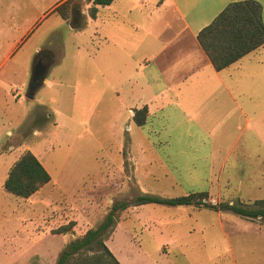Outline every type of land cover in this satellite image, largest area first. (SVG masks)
<instances>
[{
	"label": "crops",
	"instance_id": "0c3cea01",
	"mask_svg": "<svg viewBox=\"0 0 264 264\" xmlns=\"http://www.w3.org/2000/svg\"><path fill=\"white\" fill-rule=\"evenodd\" d=\"M23 1H16L15 11L0 13L14 14L10 24L0 21L5 41L0 49L1 94L9 89V104L21 105L22 122L42 109L54 121L53 128L57 117L83 125L97 110L94 103L106 93L113 95V130L107 133L105 155L99 157L101 163L111 164L100 173L112 180V205L143 194L176 198L203 193L211 205L241 207L264 201V43L216 71L196 38L227 5L245 0H114L98 7L94 18L88 15L90 4H84L74 12L83 18L79 29L54 11L67 0H53L49 11L59 19L54 26H65L68 33L60 59L48 72L45 69L31 98L26 97L34 72L31 57L42 49L40 38L53 33L49 28L34 40L38 22L31 15L23 17L28 16L24 7L33 8L34 0ZM252 1L261 6L264 27V0ZM17 81L20 86L14 85ZM15 88L20 91L14 94ZM143 107L148 116L139 127L133 116ZM6 134L12 136L10 130ZM126 163L128 178L137 187L128 200L118 196ZM142 183L145 187L138 186ZM170 194L176 197H164ZM117 212L114 229L103 242L120 264H132L122 249L114 250L123 243L141 259L193 239L212 247L224 243L232 255L238 248L264 254V224L254 222L262 220L259 216L245 218L202 205L147 204ZM90 228L89 220L84 225L76 222L71 232L53 235H64L67 244ZM117 230L124 236H117ZM141 237L153 245L146 247ZM142 263L137 259L133 264Z\"/></svg>",
	"mask_w": 264,
	"mask_h": 264
},
{
	"label": "rangeland",
	"instance_id": "374dc122",
	"mask_svg": "<svg viewBox=\"0 0 264 264\" xmlns=\"http://www.w3.org/2000/svg\"><path fill=\"white\" fill-rule=\"evenodd\" d=\"M16 1L0 0V13L15 11ZM52 1L34 0L33 8L27 9L25 6L23 12L28 15L23 16L24 18L31 15V19L35 18L38 22L37 26L40 29L34 40L39 39L41 32L52 28L53 34L40 38L39 43L42 49L30 60V64L34 65L38 58L46 57L47 72L60 59L61 42L68 33L67 27L54 26V22L56 20L59 22V19L55 12L49 11ZM67 1H71V4L64 21L69 26L79 29L83 24V18L81 14H74V12L76 10L80 12L85 2L83 0ZM23 2L27 3V0ZM0 15L3 17L0 21L3 20L9 24L13 22L9 16L14 14ZM73 18H76V23L73 22ZM3 37L0 35V49L5 43ZM2 76L3 74L0 77ZM14 85L20 86L18 81ZM8 92L9 89L2 95L0 90V264H55L64 248L63 245H66V237L53 235V231L69 222L84 225L88 220L92 227L90 229H94L103 222L107 212L113 206L115 194L108 189L112 187V180L108 179L106 174L100 173V169L105 170L104 165L111 164H103L99 160V157L105 155L107 133L113 130V114H111L114 104L113 95L106 93L102 99L95 102L97 110L90 113L88 121L83 125L75 126L66 122L64 117H57V128H53L54 121L52 119L49 121L42 109H39L38 113L30 112L26 120L22 122V107L9 104V100L13 102V99ZM2 97L6 98L8 106ZM8 130L11 131L12 136L6 134ZM25 151H30L34 155L40 153L38 156L41 163L52 176V181H55H51L29 199H21L6 193L1 186L8 169ZM121 152L125 154V157L127 156L125 146H122ZM108 153L112 155L111 148ZM123 167L125 174H121L122 191L118 196L128 200L135 196L137 187L134 185V180L128 178L129 164L126 163ZM138 186L145 187L143 183ZM164 197L176 196L170 194ZM206 200L207 197L203 199V202ZM256 202L242 205L251 208L262 206L257 205ZM117 213L120 214L121 211ZM254 222L264 224V219H254ZM114 226L115 221L104 233V240L109 239L108 232H112ZM134 229L136 235L140 237L139 227L134 226ZM116 233L117 236H124L123 230H117ZM141 239L146 247L153 245L145 237ZM144 242L140 244L143 245ZM214 245L215 247H212V243H202L193 239L192 242L183 243L181 248L175 247L173 251L166 252L167 249L163 248L149 259H141L136 255L135 249L125 243L116 245L114 250L116 253L117 250L119 253L123 251L127 256L126 259H129V263L132 264L137 259L141 260L142 264L264 263V254L261 252L251 254L238 248L233 250L232 255L224 243ZM111 246L114 247V243ZM84 253L91 255L93 252Z\"/></svg>",
	"mask_w": 264,
	"mask_h": 264
},
{
	"label": "trees",
	"instance_id": "16d2710c",
	"mask_svg": "<svg viewBox=\"0 0 264 264\" xmlns=\"http://www.w3.org/2000/svg\"><path fill=\"white\" fill-rule=\"evenodd\" d=\"M83 1L85 4H90L88 15L90 18H94L98 7L108 6L114 0ZM70 4L71 1H66L57 6L54 11L65 20ZM196 38L216 71L228 67L264 43L260 4L252 0H245L227 5L209 25L197 33ZM147 116L146 107L136 110L133 116L134 124L139 127L143 126ZM51 181L50 174L39 159L32 152L25 151L8 169L1 186L6 193L21 199H29ZM204 198L206 195L203 193H192L176 198L143 194L136 196L130 202L115 204L101 224L94 229H88L78 239L67 243L55 264H120L104 244L103 235L113 224L114 213L124 211L129 206L147 204L202 205L215 211H231L240 217L257 218L259 216L264 219V202L262 201L256 202L257 205L262 206L249 209L238 205H211L208 202H203ZM74 225V222H69L57 228L53 234L71 232ZM84 252L93 253L86 255ZM102 260H104L103 263Z\"/></svg>",
	"mask_w": 264,
	"mask_h": 264
},
{
	"label": "water",
	"instance_id": "95a60500",
	"mask_svg": "<svg viewBox=\"0 0 264 264\" xmlns=\"http://www.w3.org/2000/svg\"><path fill=\"white\" fill-rule=\"evenodd\" d=\"M73 22L76 23V18H73ZM45 69L41 72L34 71L31 75L30 82L27 88V98H31L34 92L38 89V87L42 84L44 79Z\"/></svg>",
	"mask_w": 264,
	"mask_h": 264
},
{
	"label": "flooded vegetation",
	"instance_id": "af4514ba",
	"mask_svg": "<svg viewBox=\"0 0 264 264\" xmlns=\"http://www.w3.org/2000/svg\"><path fill=\"white\" fill-rule=\"evenodd\" d=\"M47 64V58L46 57H40L38 58L34 63V71L41 72L45 69V66Z\"/></svg>",
	"mask_w": 264,
	"mask_h": 264
},
{
	"label": "built area",
	"instance_id": "2783aa9c",
	"mask_svg": "<svg viewBox=\"0 0 264 264\" xmlns=\"http://www.w3.org/2000/svg\"><path fill=\"white\" fill-rule=\"evenodd\" d=\"M20 90H19V88H15L14 90H13V93L15 94V93H18Z\"/></svg>",
	"mask_w": 264,
	"mask_h": 264
}]
</instances>
